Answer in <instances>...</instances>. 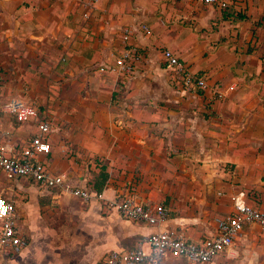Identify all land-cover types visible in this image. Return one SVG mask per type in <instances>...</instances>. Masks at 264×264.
<instances>
[{"label":"crops","instance_id":"1","mask_svg":"<svg viewBox=\"0 0 264 264\" xmlns=\"http://www.w3.org/2000/svg\"><path fill=\"white\" fill-rule=\"evenodd\" d=\"M29 1H33L34 5L36 2L43 3L42 0ZM107 1L101 0L84 19L77 4L50 0L53 6L46 7L45 11H50L51 15L45 21H38L39 17L33 13L34 10L41 11V5L37 9L29 5L21 9L25 21L18 22L21 34L25 36L22 38L28 43L25 46L30 60L41 67L38 72L54 78L58 93L68 92L76 97L80 90L86 88L91 95L84 101L91 107L90 115L93 117L96 106L101 105L99 100L102 95L109 96L111 100L112 91L108 87L113 85V79L107 75L108 70H112L116 79L123 78L124 75L116 71L115 61L123 50L138 48L132 37L147 40L145 35H149L146 25L131 22L121 29L119 42L112 44L107 38L115 29H120L123 22L108 21L106 25L100 22L98 16L101 13L103 20L108 14L117 12L112 4L110 13H103ZM222 1L232 5L229 0ZM46 5L49 6L48 3ZM209 7L207 17L214 19L220 16L217 5ZM214 7L219 10L218 13ZM143 26L146 30L142 29ZM125 29L132 31L127 41H123ZM99 30L100 39H94V34L100 35ZM44 41L56 43L59 51L56 65L63 64L60 71L54 74L49 73L51 65L40 66L39 56L36 57L38 60L32 58L34 51L39 52L40 47L45 46ZM111 44L116 47L113 51L117 55L111 51ZM255 47L257 49L240 58L235 53L220 55L221 67H225L229 79L223 80L225 83L218 91L230 97L231 108L244 118L240 123L245 126L243 131L248 137H215V140L212 137H195L200 153L193 156L188 148L184 150L181 147L177 137L48 136L51 151L41 156L40 160L51 174L63 175L73 187L87 190L90 193L88 201L28 178L8 179L0 174L7 182H13L6 187L4 197L15 203L17 231L24 242L18 254L0 252V264H102L111 251H128L138 247L148 251L147 238L157 231H168L198 243L215 235L218 219L234 213L233 201L239 193L247 205L264 212V41L256 43ZM135 58L139 60V56ZM238 61L240 64L236 65ZM97 67L102 68L100 72H95ZM36 80L38 90L42 92L40 85L44 77ZM32 85H25L26 89L38 93ZM81 99L77 97L75 103L71 102V107L67 106H80ZM3 106L0 105V114L5 117L6 123H0V148L16 157L28 145L35 128L29 123H20L32 133L30 137H19L16 129L7 122L13 118L4 113ZM86 112H90L89 108ZM106 115V125L110 122L112 127L114 117L110 112ZM4 127H9L8 131ZM64 143L70 145L75 153L71 157V167L65 165L59 153V149L64 150ZM163 157L167 159L166 176L160 180L157 167ZM79 158L83 160L79 162ZM222 159L231 163L234 173L214 179L213 175L218 173L219 177L222 172V168H215ZM149 160L155 161L149 171L150 176L143 169L145 164H150ZM83 163H87L89 170L84 168ZM101 164L105 165L108 179L100 194H96L87 184L98 173ZM71 173H76L75 179L67 177ZM225 173L229 172L226 170ZM137 176L140 180L136 179ZM126 198L164 206L168 212L166 222L157 226L133 222L109 206L111 201ZM163 264L193 263L181 257L167 256ZM207 264H264V239L259 227L256 224L245 225L232 246Z\"/></svg>","mask_w":264,"mask_h":264},{"label":"rangeland","instance_id":"2","mask_svg":"<svg viewBox=\"0 0 264 264\" xmlns=\"http://www.w3.org/2000/svg\"><path fill=\"white\" fill-rule=\"evenodd\" d=\"M42 1L43 3L36 2L35 5L29 0L0 1V105L9 99L19 98L39 110L43 109L50 122V137H177L181 147L184 150L188 148L193 156L200 153L195 137H212L214 140L215 137H248L243 131L245 126L240 123L244 118L231 108L230 97L227 98L218 91L220 85L225 83L223 80L229 79L225 67H221L223 62L220 55L235 53L234 55L240 58L257 49L256 43L264 41V0H229L232 3V11L246 17L241 24L235 25L207 17L209 5L200 4L197 0L107 1L103 13L109 12L112 4L117 12H109L103 20L101 13L98 16L100 22H105V25L108 21L123 22L121 28L115 29L110 33V38H107L112 44L119 42L121 29L131 22L135 25L138 22L146 25L149 35H145L148 36L147 40L132 37L133 42L138 45L136 50L139 60L134 59L129 74L116 79L112 70H108L107 75L113 79V85L108 88L118 95L115 100L102 95L99 100L101 105L96 106L94 111L95 117L90 115L92 109L84 101L91 95L86 92V88L80 90L76 97L68 92L58 93L54 78L49 77L47 73H39L38 68L41 67L30 60L28 48L25 46L28 43L22 38L25 36L21 34L18 22L25 21L21 9L28 8L29 5L36 9L41 5V11L34 10L33 13L36 14L35 17H39L38 21H45L47 16L51 15L50 11L45 9L52 7L53 3L50 0ZM214 10L219 12L215 7ZM153 24L155 26H151ZM100 32L99 30L100 35L94 34V39H100ZM55 44L44 41L46 47H40L39 52L34 51L32 55L33 59L39 56L40 66L51 65V74L60 71L63 65H56L59 51ZM114 47L112 46L111 51L117 55L113 51ZM165 50L174 55L186 74L200 76L206 87L200 91L185 87L182 74L177 78V74L165 66L162 59ZM239 64L240 61L236 62V65ZM101 69L97 67L95 72H100ZM38 77H44V82L40 85L42 92L38 90L39 83L35 81ZM27 84H33L32 89H37L38 93L29 92V88L26 89L25 86ZM77 97L82 98L81 105L75 104L70 108L71 102L75 103ZM88 108L90 112L87 113ZM107 112L114 117L112 127L109 126V120L106 125ZM7 122L12 124L19 137H30L32 132L27 126L14 119ZM0 123H6L1 114ZM7 128L9 127H4L5 131H8ZM59 150L65 165L71 167V157L75 155L72 147L65 144L64 150ZM78 160L81 162L83 159ZM166 161L163 157L162 161L158 162L160 180L166 176ZM221 161L215 168H222V172L219 177L218 173L213 175L214 179H222L224 174L231 176L234 173L231 163L224 162L223 159ZM149 162L150 164L143 167L148 176L155 161ZM225 163L228 164L225 166ZM86 164L83 163V166L88 169ZM223 168L230 174L225 173ZM75 175L76 173H71L67 177L75 179ZM136 179L140 180L139 176ZM11 183L13 182H7L0 175V197L5 199L4 191Z\"/></svg>","mask_w":264,"mask_h":264},{"label":"built area","instance_id":"3","mask_svg":"<svg viewBox=\"0 0 264 264\" xmlns=\"http://www.w3.org/2000/svg\"><path fill=\"white\" fill-rule=\"evenodd\" d=\"M77 4L84 19L101 0H62ZM200 4L217 5L219 8L227 5L222 0H197ZM143 30L146 28L143 26ZM148 33V31H147ZM132 31L125 29L123 41L129 40ZM135 49H125L115 61L116 71L121 74H129L132 69L130 63L131 53ZM167 68L177 75L183 69L174 55L165 50L162 54ZM135 59V58H134ZM187 88L196 85L204 89L205 82L195 79V76L186 74L183 78ZM7 115L15 118L19 123H29L34 126L35 133L31 136L26 147L18 156L13 157L0 148V174L8 179L28 178L47 187H57L71 196L88 201L90 193L87 190L73 187L63 175L51 174L40 157L50 153L51 148L48 136L51 132L49 121L38 119L37 108L19 99H9L3 106ZM109 206L120 216L137 223H145L150 226L163 224L167 220L168 212L162 205H149L132 198L114 200ZM234 213L228 217L216 221V233L198 243L189 242L168 231H157L147 238L148 251L138 247L128 251H111L102 264H163L167 256L181 257L193 264H207L216 259L224 250L230 248L234 239L239 237L245 225L256 224L264 239V212L249 207L243 195L239 193L233 201ZM16 206L12 200L0 197V250L18 254L24 242L17 231Z\"/></svg>","mask_w":264,"mask_h":264},{"label":"trees","instance_id":"4","mask_svg":"<svg viewBox=\"0 0 264 264\" xmlns=\"http://www.w3.org/2000/svg\"><path fill=\"white\" fill-rule=\"evenodd\" d=\"M204 5H206V4H204ZM232 8H233L232 6H228V5H226L225 7L220 8V16L217 17V18H215V20L217 22H221V23L222 22H227L229 24H237V23H241V22H243V21L246 20V17L244 15H242L240 13H236L235 14L232 11L233 10ZM137 53H138L137 50H134L130 54L131 57H132L131 58L132 61H130L131 65L133 63L134 58L135 57H138V54ZM181 74H182L183 78L186 75L185 71H183ZM180 75H177V78ZM183 78H182V82L184 84ZM195 79H202V78L200 76H195ZM184 86H185V84H184ZM193 88L198 89V91L203 90L202 88L197 87L196 85H193V87H191V89H193ZM117 95H118L117 93H112L111 100H115V98L117 97ZM37 110H38V116H39L38 119H39V121H42V120H47L48 121L47 116L45 115L43 109H41V110L37 109ZM0 113H1V111H0ZM211 115H213V113H211ZM13 119L15 120V118H13ZM16 122H18V121H16ZM107 179H108V174L106 173L105 165L101 164V166L99 167L98 173L96 175H94V177L90 180V182H88V184H87L88 186L87 187L91 191L95 192L96 194H100V192L102 191V189H103V187H104L105 182H106Z\"/></svg>","mask_w":264,"mask_h":264}]
</instances>
